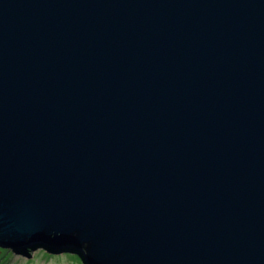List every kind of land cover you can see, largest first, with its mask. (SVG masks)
<instances>
[{
    "label": "water",
    "instance_id": "95a60500",
    "mask_svg": "<svg viewBox=\"0 0 264 264\" xmlns=\"http://www.w3.org/2000/svg\"><path fill=\"white\" fill-rule=\"evenodd\" d=\"M0 246L264 264V0H0Z\"/></svg>",
    "mask_w": 264,
    "mask_h": 264
},
{
    "label": "rangeland",
    "instance_id": "374dc122",
    "mask_svg": "<svg viewBox=\"0 0 264 264\" xmlns=\"http://www.w3.org/2000/svg\"><path fill=\"white\" fill-rule=\"evenodd\" d=\"M0 264H83L76 253L51 254L43 248L29 251V256L13 254L0 246Z\"/></svg>",
    "mask_w": 264,
    "mask_h": 264
}]
</instances>
